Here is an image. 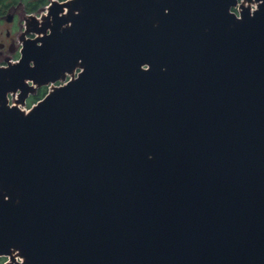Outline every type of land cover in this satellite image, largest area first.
Segmentation results:
<instances>
[{"label":"water","instance_id":"95a60500","mask_svg":"<svg viewBox=\"0 0 264 264\" xmlns=\"http://www.w3.org/2000/svg\"><path fill=\"white\" fill-rule=\"evenodd\" d=\"M54 7L0 67L3 264H264V0Z\"/></svg>","mask_w":264,"mask_h":264},{"label":"flooded vegetation","instance_id":"af4514ba","mask_svg":"<svg viewBox=\"0 0 264 264\" xmlns=\"http://www.w3.org/2000/svg\"><path fill=\"white\" fill-rule=\"evenodd\" d=\"M65 1L0 0V67L18 63L24 46L41 43L38 39L44 37L49 32V25L53 24L52 9L56 3ZM28 84L32 85L31 82ZM49 85L33 86L34 92L24 103L37 93L44 92L45 95ZM53 86H58V83Z\"/></svg>","mask_w":264,"mask_h":264},{"label":"built area","instance_id":"2783aa9c","mask_svg":"<svg viewBox=\"0 0 264 264\" xmlns=\"http://www.w3.org/2000/svg\"><path fill=\"white\" fill-rule=\"evenodd\" d=\"M232 11H234L235 13H237V12H238V8H235V9L232 10ZM76 73H77V72H76ZM68 79H70V76H69V75H67V77H66V79H65L64 81H58V82H57V83H58V86H59V85H62V84H65V83L68 81ZM52 84H53V83H52ZM52 84H50V85L48 86V91L51 89V85H52ZM17 96H18V93L14 94V95L9 94V95L7 96V100H8L9 105L14 104V101H15V99H17Z\"/></svg>","mask_w":264,"mask_h":264},{"label":"rangeland","instance_id":"374dc122","mask_svg":"<svg viewBox=\"0 0 264 264\" xmlns=\"http://www.w3.org/2000/svg\"><path fill=\"white\" fill-rule=\"evenodd\" d=\"M35 103L32 101V99H30L29 101H27V103H24L23 105H19V107L21 109H24L25 111H28L32 105H34ZM8 260L7 256H1L0 257V264H3L4 262H6ZM19 260V259H17Z\"/></svg>","mask_w":264,"mask_h":264},{"label":"trees","instance_id":"16d2710c","mask_svg":"<svg viewBox=\"0 0 264 264\" xmlns=\"http://www.w3.org/2000/svg\"><path fill=\"white\" fill-rule=\"evenodd\" d=\"M44 95V92L37 93L34 97H32V101L36 102L37 100L41 99Z\"/></svg>","mask_w":264,"mask_h":264},{"label":"bare ground","instance_id":"6f19581e","mask_svg":"<svg viewBox=\"0 0 264 264\" xmlns=\"http://www.w3.org/2000/svg\"><path fill=\"white\" fill-rule=\"evenodd\" d=\"M24 110V109H23ZM25 111V110H24ZM18 259V258H17Z\"/></svg>","mask_w":264,"mask_h":264}]
</instances>
